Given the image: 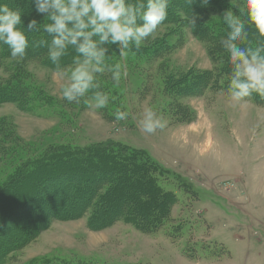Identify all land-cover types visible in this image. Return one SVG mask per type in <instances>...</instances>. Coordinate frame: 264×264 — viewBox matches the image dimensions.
I'll return each instance as SVG.
<instances>
[{
    "label": "rangeland",
    "instance_id": "374dc122",
    "mask_svg": "<svg viewBox=\"0 0 264 264\" xmlns=\"http://www.w3.org/2000/svg\"><path fill=\"white\" fill-rule=\"evenodd\" d=\"M243 2L226 0L225 11L244 13ZM222 14L213 19L223 20ZM184 17L179 14L176 24L158 26L140 45L168 44L153 60L134 55L132 47L123 54L115 47L116 59L106 65L119 64L124 74L119 84L108 71L97 74L99 90L110 96L103 109L90 107L92 91L79 104L65 101L66 80L46 65L47 54L23 60L0 57V86L19 78L31 90L22 107L0 104V186L50 148L118 142L166 171L168 180L161 185L177 198L167 223L154 234L123 221L91 230L89 209L71 220L43 213L42 227L28 239L20 233L27 223L13 221L7 224L11 236L1 241L10 248L0 264H264V107L249 101L233 107L225 91L213 86L223 62L211 60L212 44L195 38ZM73 67L63 70L70 74ZM209 72L210 83L197 82L194 95L172 98L164 89L167 77L178 81ZM148 108L165 122L153 134L140 125ZM118 110L126 111L127 118L116 120ZM58 188H47V193ZM47 193L41 203L49 207L54 202ZM123 204L117 201L111 212ZM31 211L37 214V209Z\"/></svg>",
    "mask_w": 264,
    "mask_h": 264
},
{
    "label": "trees",
    "instance_id": "16d2710c",
    "mask_svg": "<svg viewBox=\"0 0 264 264\" xmlns=\"http://www.w3.org/2000/svg\"><path fill=\"white\" fill-rule=\"evenodd\" d=\"M129 2L136 3V0H129ZM0 4H6L11 9L21 11L23 23L18 26L21 30L26 28L27 23L32 19L40 23L39 32H25L29 41L25 58L45 56L48 53L47 46H34V42L47 40L50 43L51 37L43 31V25L50 23L47 17L37 16L31 0H0ZM227 7L226 0H209L206 5H203L201 0H196L192 5L185 3V0H170L167 19L160 25L176 24L179 14H183L187 22H190L191 17H197L196 26L193 28L190 24L192 33L201 42L207 45L212 44L213 48L209 46V55L213 62L217 60L223 62L221 67L215 71L218 75L217 80L213 81V86L215 84L223 91L228 87L232 66L226 52L224 56L219 49L222 48V38L227 35L226 25L223 20H214L213 15L224 13ZM242 14L243 12L239 13L237 10L233 13L243 18ZM261 43L264 41L252 30H249L246 41H237L240 47L252 49ZM164 44L163 40L161 44L153 47L140 46L139 50L132 47L131 51L136 56L153 60L164 53L162 52ZM167 45L165 44V50ZM104 46L110 48L105 61L108 64L116 59L113 57L118 54V50L115 49V45L105 44ZM0 47V57L10 58L8 47L2 44ZM76 55L78 54L74 47H70L68 54L61 58L59 67L64 69L74 65L73 57ZM45 63L56 71V65H53L49 59L45 60ZM212 72L201 73L196 78L188 75L186 80L179 79L178 81L167 77L164 89L172 98L194 95L197 82L202 86H207L210 83ZM200 78H202L201 82L198 80ZM30 91V88L22 84L19 78H15L9 84L0 86V104L15 103L22 107L24 101L30 100V95L28 98L25 95ZM246 100L264 107V97L255 93ZM177 109L174 110L179 112ZM166 180H168V173L152 158L144 154L142 156L141 152L138 154L127 150L118 142L98 144L87 148L69 146L50 148L43 153L40 159L20 167L0 186V260L10 248H3L4 245L1 242L3 237L11 236L12 228H7V224L18 220L27 223L26 228L19 232L24 239H28L38 233L42 227L41 215L49 211L56 219L71 220L79 218L86 209H89L91 230L106 228L116 221H123L132 224L140 232L154 234L167 223L171 210L177 203L176 195L161 185ZM86 182H90V185ZM76 184L83 186L78 188ZM58 186L57 192L47 193V188L55 187L56 189ZM129 191L131 192L128 193ZM44 193L51 196L54 202L49 207L41 203L46 198ZM62 196L65 197L64 200H60ZM66 198L69 200L72 198L74 201L68 203ZM119 200L125 201V204L118 211L111 212L113 204L116 205ZM35 209H37V214L32 215L31 210ZM4 229L5 232L1 233Z\"/></svg>",
    "mask_w": 264,
    "mask_h": 264
},
{
    "label": "clouds",
    "instance_id": "9594fccd",
    "mask_svg": "<svg viewBox=\"0 0 264 264\" xmlns=\"http://www.w3.org/2000/svg\"><path fill=\"white\" fill-rule=\"evenodd\" d=\"M196 0H185L192 5ZM203 5L209 0H201ZM37 15L47 17L50 23L43 25V31L51 37L34 42V46H47L48 59L56 65L55 74L66 80L62 88V98L68 103L79 104L81 98L92 90V103L95 109L106 108L109 104L108 93L99 90L97 74L111 73V79L119 84L124 73L121 65H106L110 48L115 45L123 54L125 50L140 45L152 37L168 15L170 0H31ZM242 17L233 15L229 10L222 14L227 35L222 38L221 46L229 53L228 61L232 66L230 81L225 94L233 107L246 103L253 93L264 97V43L255 49L240 47L237 41L244 42L249 30L264 41V0H244ZM197 17L190 18L196 26ZM138 21H140L138 23ZM21 11L0 4V44L6 45L10 58L23 60L29 41L25 32H39L40 23L35 19L21 30ZM94 37L96 39H94ZM74 47L78 54L73 57L74 67L70 74L59 67L61 58ZM116 120L127 118L126 111H117ZM141 130L153 134L164 127L165 122L151 108L145 109L140 121Z\"/></svg>",
    "mask_w": 264,
    "mask_h": 264
}]
</instances>
